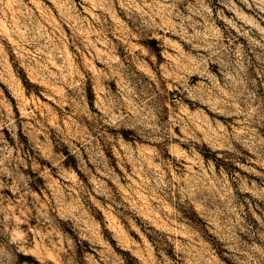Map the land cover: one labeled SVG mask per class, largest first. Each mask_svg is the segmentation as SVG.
<instances>
[{
    "label": "rangeland",
    "instance_id": "obj_1",
    "mask_svg": "<svg viewBox=\"0 0 264 264\" xmlns=\"http://www.w3.org/2000/svg\"><path fill=\"white\" fill-rule=\"evenodd\" d=\"M0 264H264V0H0Z\"/></svg>",
    "mask_w": 264,
    "mask_h": 264
}]
</instances>
